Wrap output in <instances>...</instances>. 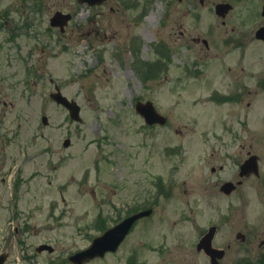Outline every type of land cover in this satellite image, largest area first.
Listing matches in <instances>:
<instances>
[{"label":"rangeland","instance_id":"rangeland-1","mask_svg":"<svg viewBox=\"0 0 264 264\" xmlns=\"http://www.w3.org/2000/svg\"><path fill=\"white\" fill-rule=\"evenodd\" d=\"M3 5L1 3L0 7ZM155 5L156 31H163L162 4L155 0ZM212 15L204 10L205 24L211 21ZM47 25L48 14L42 28L46 29ZM45 37L46 33H41L38 40H15L11 45H5L3 57L7 58L6 53L13 57L14 50L10 47H18L20 42L22 48L35 43L42 47L44 52L35 50L33 58L43 59L47 71L59 69L63 77L75 75L73 86H66L64 90L78 93L76 100L81 106L82 121L72 123L60 112V165L53 175L64 192V202L60 196L58 201L59 211L65 213L61 216L60 226L54 230L44 226L28 232V253L33 252L38 242H50L55 247L52 254L46 251L35 254L33 264H46L49 255L58 256L60 264H71L67 260L68 254L85 247L90 237L98 233L91 222L97 212L91 208L92 203L101 198L98 192L110 193L112 190L121 193L111 198L115 206L118 201L148 206L156 197L158 202L152 205L153 213L138 221L115 252L87 264H127L132 253H136L137 262L131 260L129 264H208L203 254L196 250L195 243L203 232V223L217 214L222 217L224 228L218 231L216 242L232 241L231 235L236 232L245 233L251 242L246 247L232 241L225 263L264 256L263 235L251 239L253 234L259 235L264 229V93L251 97L250 105L246 102L248 98L243 102H213L209 98L214 83L213 72L207 70L212 61L206 62L203 74L201 71L197 76L192 72L176 68L167 71L157 66L155 77L148 79L145 71L136 70L133 75L129 70L132 67H126L130 55L123 53L119 57L101 49H73L75 54L72 55L71 50L63 51L55 43V36L52 39ZM142 42L148 43L147 40ZM144 52L140 46L139 55ZM151 57L158 61V56ZM116 58L120 60V67ZM13 63L15 68L22 67L19 60ZM5 65L6 60L0 59L3 77L9 73ZM254 86L251 84V88ZM255 89L258 90V86ZM136 98L153 101L158 111L168 116V123L151 129L135 112ZM216 105L226 120L215 121ZM176 128L183 134L176 133ZM205 128H218L219 133H224L222 129H230L233 136L239 133L236 141L231 142L232 149L224 152L230 155L225 161L211 157L210 153L215 152L212 148L220 149L212 144L214 136ZM65 137L70 138L68 147L62 145ZM41 143L45 144V141ZM241 145H245L244 148ZM247 150L259 156L260 176H250L232 194H222L214 182L233 175L237 179L238 163L245 158ZM219 164L225 165L223 172L210 171L211 165ZM159 178L164 190L155 184ZM62 183L65 184L63 189ZM169 190L171 193L165 196ZM158 191L163 192L156 194ZM135 194L139 196L131 200ZM189 208H194L195 217L193 213L189 214L192 212ZM45 212L44 206L42 218L39 215L36 218L43 221ZM110 215V220L114 219V214ZM19 251V247L12 248L14 255Z\"/></svg>","mask_w":264,"mask_h":264},{"label":"flooded vegetation","instance_id":"flooded-vegetation-1","mask_svg":"<svg viewBox=\"0 0 264 264\" xmlns=\"http://www.w3.org/2000/svg\"><path fill=\"white\" fill-rule=\"evenodd\" d=\"M3 1L0 0V4H4L0 7V59L3 62L6 60L5 66L9 71L6 77L0 74V254H4L3 264H29L33 257L27 253L28 232L44 226L53 230L59 225L58 197L64 192L53 175L60 165L58 119L61 111L65 115L64 119L69 121L70 118L67 109L57 100V94L61 92L69 100H75L78 94L76 91L67 93L64 90L66 86H73L75 75L63 77L59 69L49 72L42 63L43 59L33 58L35 50L44 52L37 43L22 48L20 42L18 47H10L14 50L13 57L6 53L7 58L4 59L5 45H11L19 39L38 40L41 33H46L45 38L52 39L55 36V43L63 51L71 50L72 55L75 54L73 49H101L110 54L114 52L119 57L123 53L130 55L126 67H132L129 70L133 75L136 70L145 71L148 79L155 77L157 66L162 70L176 68L197 76L201 71L203 74L206 62L212 61L208 63L210 66L207 70L213 72L214 83L209 93L213 102H243L248 98L246 102L250 105L251 97L256 98L259 92L264 93V35L263 32L257 34L264 28V0H159L163 8L160 15L163 31H156L155 0H101L96 3L89 0ZM222 3H227L226 8L217 11L216 6ZM204 10L213 14L209 18L211 21L206 24L203 20ZM46 14L48 23L57 14L58 25L49 23L43 29ZM83 46V49H79ZM140 46L145 50L142 56L139 55ZM153 55L158 56V61L152 59ZM15 60L21 61L22 67L15 68ZM116 60L120 67V60ZM62 68L65 69L64 66ZM251 84L255 86L251 88ZM218 107L216 105L215 120L223 116ZM205 129L210 130L214 136L212 144L220 149L212 148L211 151L215 152L210 153L211 157H220L225 161L230 155L224 152H229L232 149L231 142L236 141L232 130L222 129L224 133H219L218 128ZM174 130L183 134L180 128ZM233 130L238 132L237 129ZM43 140L45 144L41 143ZM241 146L244 148L245 145ZM222 153L224 156H221ZM251 154V150H247L244 155L248 157ZM240 162L237 179L233 175L232 178L214 182L219 191L226 181L240 182L236 184L240 186L253 176L239 177ZM224 166L211 165L210 171L221 173ZM98 194L102 202L92 203L98 205L100 211L92 219L95 225H107L111 213H114V219L113 222L109 221L107 227L140 210L138 205L123 201L116 202L117 206L113 207L109 199L120 195L119 191ZM138 196L135 194L130 198L133 200ZM104 204L110 209L102 210L100 206ZM151 204H156L155 198ZM44 206V220L39 221L36 216L42 218ZM193 209L189 208V211L193 213ZM205 223L207 227L200 237L211 225L218 229L219 215ZM261 235L264 237V229L260 230L259 235L253 234L252 241ZM233 238L235 235L231 236L234 243L239 242L246 247L251 244L245 233L242 240ZM232 241L227 240L222 244L226 251L216 264H230L224 260L230 255ZM261 243H264V238H261ZM13 247H19L21 251L14 255ZM132 262H136L135 255ZM47 264H59V258L52 257Z\"/></svg>","mask_w":264,"mask_h":264},{"label":"water","instance_id":"water-1","mask_svg":"<svg viewBox=\"0 0 264 264\" xmlns=\"http://www.w3.org/2000/svg\"><path fill=\"white\" fill-rule=\"evenodd\" d=\"M60 101L63 102V104H65L69 108L71 115L74 118L79 119V115H78L79 106L75 102H67L64 97H61ZM136 110L140 114L143 115L147 123H152V122L164 123L165 122V118L155 111L150 101H147L145 103L138 102L136 104ZM67 144H68V140L65 141V145ZM250 171H254L255 173H257V163H256L255 156L249 157L241 165L240 174L248 173ZM232 188H233V185L230 182L225 183V185L223 186V190H225L227 193L230 192ZM149 212L150 210H145V211H141L136 214H133L127 217L126 219H124L122 222L107 229L102 235L94 238L91 245L88 248L71 255L69 257L70 260L73 261V263L75 264H81L83 261L89 260L90 258H93L95 256H102L106 251L115 250L117 246L119 245V243L121 242V240L123 239V237L125 236V234L128 232L132 223L137 218L143 215L149 214ZM209 238L210 236L207 238L208 240L201 241L203 247L207 251H208V248L210 247ZM215 251L216 250L214 249L212 250L213 253H215Z\"/></svg>","mask_w":264,"mask_h":264}]
</instances>
